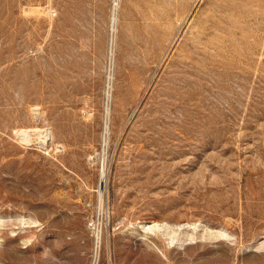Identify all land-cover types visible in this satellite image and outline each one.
Wrapping results in <instances>:
<instances>
[{
    "label": "rangeland",
    "instance_id": "rangeland-1",
    "mask_svg": "<svg viewBox=\"0 0 264 264\" xmlns=\"http://www.w3.org/2000/svg\"><path fill=\"white\" fill-rule=\"evenodd\" d=\"M96 250L264 264V0H0V264Z\"/></svg>",
    "mask_w": 264,
    "mask_h": 264
},
{
    "label": "bare ground",
    "instance_id": "bare-ground-1",
    "mask_svg": "<svg viewBox=\"0 0 264 264\" xmlns=\"http://www.w3.org/2000/svg\"><path fill=\"white\" fill-rule=\"evenodd\" d=\"M105 131L106 130H104V132L102 133L103 135H102V139L104 140L105 139ZM20 133H23V135H20L21 136V138H24L25 136L26 137H29L30 135L27 133L28 131H19ZM22 136H24V137H22ZM31 138V137H30ZM49 139V138H48ZM28 140V139H27ZM160 226L157 224V223H155V222H153V223H149V224H145V225H141L140 226V228H141V230L143 231V232H152L153 230H155V229H158ZM93 230H94V238H95V245H96V249H97V245H98V241H99V233H100V231H99V229L97 228V229H95V228H93ZM166 235V234H165ZM139 236V235H138ZM218 236L219 237H222V238H228L229 237V235L227 234V233H225V232H220L219 234H218ZM175 243V239H174V237H172L171 235H168V240H167V245H168V247H171L173 244ZM160 252V251H159ZM161 255V257L163 258V259H166V256H165V254L164 253H161L160 254ZM97 256V250H96V255H95V260H94V262H93V264H96V257ZM234 263V262H233Z\"/></svg>",
    "mask_w": 264,
    "mask_h": 264
},
{
    "label": "built area",
    "instance_id": "built-area-1",
    "mask_svg": "<svg viewBox=\"0 0 264 264\" xmlns=\"http://www.w3.org/2000/svg\"><path fill=\"white\" fill-rule=\"evenodd\" d=\"M233 264H246V263H243V262H240V261H236L235 263Z\"/></svg>",
    "mask_w": 264,
    "mask_h": 264
}]
</instances>
